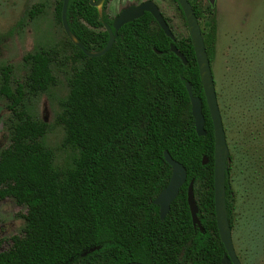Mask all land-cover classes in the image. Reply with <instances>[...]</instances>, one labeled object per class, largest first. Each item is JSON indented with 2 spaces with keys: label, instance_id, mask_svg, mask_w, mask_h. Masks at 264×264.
Returning a JSON list of instances; mask_svg holds the SVG:
<instances>
[{
  "label": "trees",
  "instance_id": "16d2710c",
  "mask_svg": "<svg viewBox=\"0 0 264 264\" xmlns=\"http://www.w3.org/2000/svg\"><path fill=\"white\" fill-rule=\"evenodd\" d=\"M39 11L34 7L29 16ZM55 12L60 21L61 1ZM77 13L94 27L96 10L88 0H69L66 18L86 51H100L107 35L82 25ZM141 29L138 21L126 24L99 57H87L67 41L72 74L58 121L63 144L77 156L65 170L53 166V154L41 141L47 124L23 109V86L11 91L4 70L0 94L9 101L12 121L9 144L0 151V200L12 199L26 213L22 234L0 251V264H222L226 252L213 203V129L190 38L173 43L183 64L165 35ZM216 30L212 17L201 31L210 63ZM55 58L54 51L25 57L24 86L31 93L54 83ZM186 83L201 101L205 136L196 135ZM164 151L185 168L186 180L160 220L153 201L171 175ZM191 180L203 232L192 225L187 205ZM232 200L227 168L231 228Z\"/></svg>",
  "mask_w": 264,
  "mask_h": 264
},
{
  "label": "rangeland",
  "instance_id": "374dc122",
  "mask_svg": "<svg viewBox=\"0 0 264 264\" xmlns=\"http://www.w3.org/2000/svg\"><path fill=\"white\" fill-rule=\"evenodd\" d=\"M59 1L0 0V89L7 68L10 90L23 86V109L47 124L41 141L53 154V166L65 170L77 152L63 144L65 131L58 121L72 74L65 59L68 37L55 12ZM197 2L205 10L207 0ZM32 7L40 8L34 19ZM214 18L210 65L228 146L232 243L241 264H264V0H216ZM39 51L56 53L54 83L33 94L24 86L29 71L25 57ZM8 105L0 94V151L9 144ZM25 213L12 199L0 200V251L9 248L12 236L22 234Z\"/></svg>",
  "mask_w": 264,
  "mask_h": 264
},
{
  "label": "water",
  "instance_id": "95a60500",
  "mask_svg": "<svg viewBox=\"0 0 264 264\" xmlns=\"http://www.w3.org/2000/svg\"><path fill=\"white\" fill-rule=\"evenodd\" d=\"M69 0H63L61 6V24L65 34L68 36L70 41L79 48L83 54L87 57H99L105 54L112 46L115 34L120 26L123 24L134 20L139 17L143 11L150 13L159 26L162 28L163 32L167 37L173 39L172 35L169 33L162 17L160 16L156 6L151 2H146L140 7L131 10L129 12L122 13L113 23L114 34L109 31V39L103 49L98 52H88L84 47L78 43L74 35L69 30L66 18V11ZM102 0H89L91 6H98ZM184 14L187 22L189 37L194 51L195 61L199 73L200 83L203 90V95L209 111L210 120L213 129V139H214V151H213V203H214V215L217 232L219 239L225 249L226 254L222 258V264H241L233 247L231 238V227L228 220V212L226 209L225 202V187H226V173H227V160H228V146L226 142L225 131L223 128V123L221 119V114L219 111L217 97L215 92V85L213 74L211 70V65L205 50L203 38L198 25V20L194 12L192 11L187 0H176ZM213 0H211L212 2ZM170 51L175 54L183 64L186 61L183 55L174 47L170 46ZM185 88L190 100V112L194 121V128L196 135L201 137L205 136L204 130V118L202 115V105L198 97H194L191 93V86L189 83L185 84ZM164 161L171 168V175L167 185L162 189L158 196L154 199L153 204L159 208V218L163 220L168 214L170 205L175 200L179 189L185 183L186 180V170L185 168L173 160L168 152L163 153ZM207 163L206 158H202V165ZM187 205L189 208L192 225L196 226L201 232L203 229L201 227L200 221L198 219V208L194 199L193 193V180H191L187 187L186 193ZM127 264H142L137 262L127 263Z\"/></svg>",
  "mask_w": 264,
  "mask_h": 264
},
{
  "label": "flooded vegetation",
  "instance_id": "af4514ba",
  "mask_svg": "<svg viewBox=\"0 0 264 264\" xmlns=\"http://www.w3.org/2000/svg\"><path fill=\"white\" fill-rule=\"evenodd\" d=\"M60 1H61V6H62L63 0H60ZM94 1H96V0H94ZM59 2L56 4L55 11H56V8H57ZM88 2H89V0H88ZM146 2H151L156 6L160 16L162 17V19H163L169 33L172 35L173 39H170L169 37H167L165 35L162 28L159 26V24L156 22V20L154 19V17L150 13L143 11L139 17L135 18L132 21H129V22L123 24L122 26H120L118 28V30L115 34V37H114V41H115V38L118 34V31L121 30V28L123 26H125L128 23H133L136 21H138L143 26V29H141L142 31H148L152 35H158L160 33L165 35L172 42L171 44H169V50H170L171 45L174 46L173 43L177 42L179 39H181L183 37L185 38V37L189 36V31H188L186 19H185L184 14H183V12H182V10H181V8H180V6L176 0H102L97 7L91 6L89 4L92 8H94L96 10L97 20L99 23L98 25H96L94 27L88 26V24L85 22V20L82 17H80L78 15V13H77V18H78V21L82 25L88 27L95 34H98L101 36L103 34H106L107 35L106 43H107V41L109 39V31L112 34H114V28H113L114 21L122 13L134 10ZM187 2L189 3L192 11L194 12L196 19L198 20V25H199L200 31H202V29L205 25V22H207L205 20V17H204L206 15L205 13L207 12L208 15L211 16L210 18L215 16L216 0H213L212 2H211V0H207V6L205 7V10H203L201 8V6L197 2V0H187ZM33 8L34 7H32V9ZM208 8H211L210 9L211 11L208 12L207 11ZM195 11L199 12V16L196 15ZM60 14H61V12H60ZM35 16L30 17V18L34 19ZM60 23H61V17H60ZM182 30L187 31L186 36L179 35ZM68 39L69 38H67V41L71 42ZM114 41H113V44H114ZM155 52L157 54L160 53L159 51H156V50H155Z\"/></svg>",
  "mask_w": 264,
  "mask_h": 264
}]
</instances>
